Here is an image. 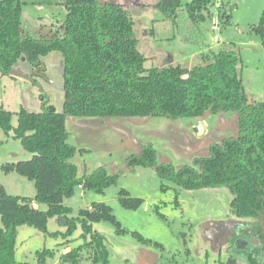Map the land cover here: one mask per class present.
Masks as SVG:
<instances>
[{
    "label": "trees",
    "instance_id": "obj_1",
    "mask_svg": "<svg viewBox=\"0 0 264 264\" xmlns=\"http://www.w3.org/2000/svg\"><path fill=\"white\" fill-rule=\"evenodd\" d=\"M32 1L0 0V74L10 75L22 59L38 70L42 57L59 52L64 101L61 113L46 104L36 113L20 108L14 128L11 114L0 109V129L12 132V138L32 154L28 161L5 164L1 169L5 174H18L35 187V196L30 199L11 196L0 184V264H19L15 261V240L20 226L45 232L50 218L65 229V237L76 224L80 237H90L84 246L65 254L64 261L80 264L84 247L91 253L90 264H108L105 238L93 232L92 226L108 222L121 233L111 208L92 204L72 217L71 209L62 202L73 196L76 186L102 194L116 184L117 176L98 167L77 177V167L70 160L85 151L68 143L67 117L176 120L202 118L206 113H234L237 137L211 146L208 156L196 158L192 166L177 171L171 165H158L154 149L146 145L125 159L126 166L154 168L161 179L185 190L227 188L232 196L230 213L252 220L245 232L260 242L240 250L238 264H264V99L256 103L248 100L237 70L236 50L202 52L201 64L192 69L166 65L145 70L146 59L137 50L129 13L122 6L100 0H59L57 4L66 12L59 30L50 36L33 37L21 29L22 7L49 5L51 1ZM211 4L212 0H191L180 10V0H157L154 8L172 22L185 42H192L194 27ZM219 20L225 28L230 15L224 11ZM251 31L264 49V9ZM118 202L127 210H137L142 204L123 189ZM33 204H45L47 210L40 211ZM154 246L162 248L157 243ZM43 253L37 255L38 263L44 264Z\"/></svg>",
    "mask_w": 264,
    "mask_h": 264
},
{
    "label": "rangeland",
    "instance_id": "obj_2",
    "mask_svg": "<svg viewBox=\"0 0 264 264\" xmlns=\"http://www.w3.org/2000/svg\"><path fill=\"white\" fill-rule=\"evenodd\" d=\"M24 1L33 3L32 0ZM34 1L51 2L49 5H24L21 29L33 37L50 36L59 30L66 12L57 4L59 0ZM156 1L100 0L120 5L129 13L137 50L146 59L145 70L166 65L192 69L201 64L202 52L234 49L239 56L237 70L248 100L256 103L264 99V49L259 37L251 31L259 22L264 0H212L204 12V19L194 27L192 42H185L172 22L165 20L154 8ZM190 1L180 0V10ZM224 11L230 15L225 28L219 20ZM40 60L42 67L38 70L22 60L10 75L0 74V109L11 114L13 128L20 108L36 113L46 104L62 112L63 58L54 51ZM199 119L67 117L68 143L76 150L85 151L77 152L70 160L77 167V177L98 167L117 176L116 184L102 194L76 186L73 196L62 202L71 209L72 217L92 204L102 203L111 208L121 233L108 222L92 226L93 232L105 238L108 264H140V255L145 252L154 258L155 264L238 263L242 241L233 236L238 229L246 234L245 229L250 230L252 220L239 219L230 213L232 196L227 188L185 190L161 179L154 168L126 166L125 159L146 145L154 149L158 165H171L177 171L192 166L196 158L208 156L211 146L237 137L234 113H206L201 118L202 134L200 128L199 134L194 128ZM0 141V184L11 196L33 199V182L14 172L5 174L1 169L5 164L28 161L32 154L23 149L19 140L12 138V132L6 134L0 129ZM122 189L142 200L137 210L121 207L118 193ZM34 205L40 211L47 210L45 204ZM64 232L53 218L48 219L45 232L20 226L15 240V261L42 264L38 263L37 255L44 252V264H70L62 257L84 246L90 237H80L79 224L70 235L65 237ZM253 240L259 245L257 238ZM155 243L162 248L155 247ZM248 247L254 246L250 242ZM47 251L49 254L45 253ZM90 254L86 248H81L80 264H90Z\"/></svg>",
    "mask_w": 264,
    "mask_h": 264
},
{
    "label": "crops",
    "instance_id": "obj_3",
    "mask_svg": "<svg viewBox=\"0 0 264 264\" xmlns=\"http://www.w3.org/2000/svg\"><path fill=\"white\" fill-rule=\"evenodd\" d=\"M194 128H196L198 134L200 133L198 131L199 128L201 129V134L203 133V131H204V125H203V121L201 120V118L198 120V122L196 123V125H195ZM33 207L34 208H38V206H36L34 204H33ZM140 264H155L154 263V258L153 257H150L149 254L147 252H145V253H143V254L140 255Z\"/></svg>",
    "mask_w": 264,
    "mask_h": 264
},
{
    "label": "flooded vegetation",
    "instance_id": "obj_4",
    "mask_svg": "<svg viewBox=\"0 0 264 264\" xmlns=\"http://www.w3.org/2000/svg\"><path fill=\"white\" fill-rule=\"evenodd\" d=\"M238 230H239V229H238ZM238 230H237L236 233L234 234L233 239H239V241H242V244H243L245 241H246V242L249 241V244H250V241L253 240V238L251 237V234H250V235H249V234L246 235V234H245L244 232H242V231H241V232H240V231L238 232ZM240 235H241V236H240ZM244 236H245L246 238H245ZM224 239L226 240L227 237H225ZM240 244H241V243H240ZM242 244H241V245H242ZM249 244H248V245H249ZM251 244H252V243H251ZM241 245H240V246H241ZM248 245H247L246 247H244V246L242 245L241 248H239V250H241V251H245V250L249 249ZM234 264H238V263H237V262H234Z\"/></svg>",
    "mask_w": 264,
    "mask_h": 264
},
{
    "label": "water",
    "instance_id": "obj_5",
    "mask_svg": "<svg viewBox=\"0 0 264 264\" xmlns=\"http://www.w3.org/2000/svg\"><path fill=\"white\" fill-rule=\"evenodd\" d=\"M22 60H23V59H22ZM250 242H251L252 244H256V241H254V240H251ZM247 244H249V243L245 241V242L243 243L244 247H246Z\"/></svg>",
    "mask_w": 264,
    "mask_h": 264
}]
</instances>
